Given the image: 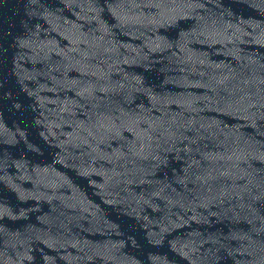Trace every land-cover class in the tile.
<instances>
[{
	"label": "water",
	"instance_id": "obj_1",
	"mask_svg": "<svg viewBox=\"0 0 264 264\" xmlns=\"http://www.w3.org/2000/svg\"><path fill=\"white\" fill-rule=\"evenodd\" d=\"M0 264H264V0H0Z\"/></svg>",
	"mask_w": 264,
	"mask_h": 264
}]
</instances>
